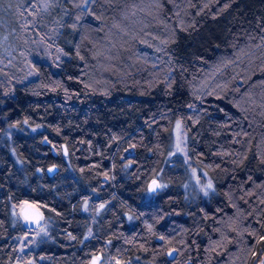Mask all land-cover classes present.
Returning <instances> with one entry per match:
<instances>
[{
    "label": "trees",
    "instance_id": "trees-1",
    "mask_svg": "<svg viewBox=\"0 0 264 264\" xmlns=\"http://www.w3.org/2000/svg\"><path fill=\"white\" fill-rule=\"evenodd\" d=\"M142 1L88 0L72 23L74 5L61 0V62L0 86V264L13 260L23 224L11 207L22 200L47 222L26 264H87L98 251L122 264H217L239 244L235 264L264 254V108L240 107L264 85V0H145L144 18L141 7L126 14L123 29L119 15ZM7 23L0 7V33ZM178 118L212 180L204 196L185 193L184 165L168 154ZM234 224L238 241L212 248Z\"/></svg>",
    "mask_w": 264,
    "mask_h": 264
},
{
    "label": "rangeland",
    "instance_id": "rangeland-1",
    "mask_svg": "<svg viewBox=\"0 0 264 264\" xmlns=\"http://www.w3.org/2000/svg\"><path fill=\"white\" fill-rule=\"evenodd\" d=\"M68 1L74 5V15L72 16L71 21L72 23H76V21L84 15L82 8L87 5L86 3L88 0ZM148 1L152 2L154 0ZM135 4L136 3L133 2L129 6L128 10L121 13L118 17V21L126 19V23L124 25L120 23V26L123 29H126L127 26L129 27L126 14H131L133 16L135 15L136 10L141 7V9L144 10V12H142L144 18V15L147 14L146 11L150 8H145V0L142 1V6L140 2L135 8ZM0 7H3L10 17V26H8V23L5 24V28H3V31L0 33V86L6 88L13 81H22L33 77L35 75V68L33 65L38 61L47 63L51 68L58 66L62 57L65 55L64 49L56 40V35H58L60 28L62 27V20L66 13V9L61 4V0H29L28 2L8 0V2L5 1L3 4L0 2ZM137 16H135L136 19H138ZM138 21H140V19ZM138 24L140 25L141 23L138 22ZM140 28H143V26L140 25ZM141 38H143V40L147 38V33L144 29L140 32L138 31L137 35L135 34L133 45L135 41H140ZM131 45H129L130 49ZM158 45L159 41L155 40L154 48H157ZM213 73L214 70L211 69L207 76L200 78V80L194 85L193 91L196 99L200 98V94H202V92L210 86H207L206 82L208 80H213ZM263 87V84H256L254 97H248V99L242 100L240 99V107L243 111L252 113L255 106L256 108L260 107L262 111V108H264V101L260 99L264 98L262 97V95L264 96ZM236 103L239 104L237 100ZM262 138H264V135ZM186 143L187 135L184 122L178 118L174 120L172 124L171 144L168 154L173 156L174 160H180L184 165L186 171L182 185L185 193L188 196L194 195L196 192L205 195L212 189V187H208L209 184L212 185V180L202 168L193 162L188 154ZM25 202L26 201L22 200L11 207V211L13 213H18L21 223L23 224L21 229H25V231L23 233L21 232L23 230H21L16 236L15 244L13 246V260L10 264H24L25 262L30 263V261H33L35 245L47 231V222L44 218L39 225L37 224L32 226L24 222L23 217L18 211ZM149 212L151 213L146 214V218L149 216L153 217V214L154 219L159 217L160 212L157 210V207L150 209ZM237 223L239 225V222ZM172 226L173 224L166 233L168 237H173V235H175ZM233 231H229L230 234L223 231L224 233H220L221 237L211 238L209 243H211L212 246H217V249L219 250L222 247H226V245L229 246V243L232 241V237L236 241H238V238L241 237L240 229L237 226L234 227ZM215 246L212 248H215ZM121 248L122 246L118 247V249ZM240 248L241 246L239 244L238 247L233 249V251L226 250L225 255L221 256L216 263L230 264L232 262L235 264L239 259H241V255L238 252L241 250ZM93 256L99 257V259L96 260V264H117V262H119L115 257L109 256L106 251L103 253L98 251L93 254ZM119 264H122L121 261ZM252 264H264V254L254 260Z\"/></svg>",
    "mask_w": 264,
    "mask_h": 264
},
{
    "label": "water",
    "instance_id": "water-1",
    "mask_svg": "<svg viewBox=\"0 0 264 264\" xmlns=\"http://www.w3.org/2000/svg\"><path fill=\"white\" fill-rule=\"evenodd\" d=\"M49 169H51V171H49ZM56 169V165L55 164H51L49 166L46 167V170L51 173ZM156 180V178H151L149 180V185L151 184V182L153 180ZM157 181V180H156ZM149 187V186H148ZM27 204H22L21 208L19 209V213L21 214V216L23 217V220L26 224H30L32 226L39 224L40 222H42L43 219V211L41 210V208L36 205L35 203L31 202V201H26ZM29 205H33L36 207H29ZM25 216L30 217L29 219H25ZM173 252V249L168 250V253L171 254ZM96 259L95 256H93L91 258V260L89 261L88 264H92V261ZM15 264H22V263H15Z\"/></svg>",
    "mask_w": 264,
    "mask_h": 264
},
{
    "label": "snow or ice",
    "instance_id": "snow-or-ice-1",
    "mask_svg": "<svg viewBox=\"0 0 264 264\" xmlns=\"http://www.w3.org/2000/svg\"><path fill=\"white\" fill-rule=\"evenodd\" d=\"M178 127H179V122H178ZM49 171H51V169H49ZM160 187H162V185H159L158 183H157V181L154 179L152 182H151V184L149 185V187H148V191H150V192H154V191H156L158 188H160ZM208 187L209 188H211L212 187V185L211 184H209L208 185ZM25 204H27V202H25ZM29 207H36V206H33V205H29ZM101 207H103V205H101ZM30 217H28V216H25V219H29ZM261 239L262 240H264V237H261ZM99 259V257H97L96 259H94L93 261H92V264H96V260H98ZM117 264H119V262H117Z\"/></svg>",
    "mask_w": 264,
    "mask_h": 264
},
{
    "label": "bare ground",
    "instance_id": "bare-ground-1",
    "mask_svg": "<svg viewBox=\"0 0 264 264\" xmlns=\"http://www.w3.org/2000/svg\"><path fill=\"white\" fill-rule=\"evenodd\" d=\"M51 164V163H50ZM49 166V165H48ZM148 190V189H147ZM210 191V190H209ZM157 192V191H156ZM204 196V195H203ZM86 206V205H85ZM152 218H154V214H153V217ZM141 222V221H140ZM39 225V224H38ZM26 226V225H25ZM23 231H21V232H23L24 233V231H25V229H22ZM170 248V247H169ZM176 252V251H175ZM174 253V252H173ZM177 253H178V251H177ZM95 254V253H94ZM174 254H176V253H174ZM99 255V254H98ZM170 255V254H169ZM173 256H176V255H173ZM93 256H91L90 257V259H89V261L91 260V258H92ZM104 257V256H103ZM108 257V256H107ZM97 258V257H96ZM169 259V258H168ZM102 260V259H101ZM88 261V262H89ZM29 263V262H28ZM25 264V263H24ZM88 264V263H87Z\"/></svg>",
    "mask_w": 264,
    "mask_h": 264
}]
</instances>
